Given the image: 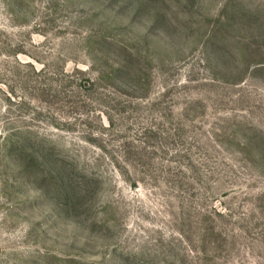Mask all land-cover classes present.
Instances as JSON below:
<instances>
[{
  "label": "rangeland",
  "instance_id": "1",
  "mask_svg": "<svg viewBox=\"0 0 264 264\" xmlns=\"http://www.w3.org/2000/svg\"><path fill=\"white\" fill-rule=\"evenodd\" d=\"M0 264H264V0H0Z\"/></svg>",
  "mask_w": 264,
  "mask_h": 264
},
{
  "label": "trees",
  "instance_id": "2",
  "mask_svg": "<svg viewBox=\"0 0 264 264\" xmlns=\"http://www.w3.org/2000/svg\"><path fill=\"white\" fill-rule=\"evenodd\" d=\"M70 188V187H69Z\"/></svg>",
  "mask_w": 264,
  "mask_h": 264
}]
</instances>
